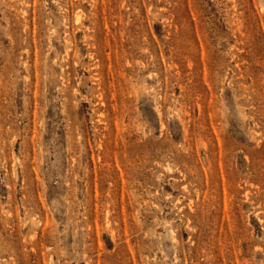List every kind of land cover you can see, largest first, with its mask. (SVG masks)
Returning a JSON list of instances; mask_svg holds the SVG:
<instances>
[{"label":"rangeland","instance_id":"rangeland-1","mask_svg":"<svg viewBox=\"0 0 264 264\" xmlns=\"http://www.w3.org/2000/svg\"><path fill=\"white\" fill-rule=\"evenodd\" d=\"M0 264H264V0H0Z\"/></svg>","mask_w":264,"mask_h":264}]
</instances>
